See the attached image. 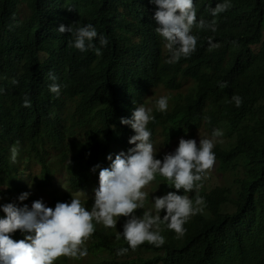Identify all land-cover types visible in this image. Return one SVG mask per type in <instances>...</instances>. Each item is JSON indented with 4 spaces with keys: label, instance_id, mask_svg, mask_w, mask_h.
Listing matches in <instances>:
<instances>
[{
    "label": "trees",
    "instance_id": "obj_1",
    "mask_svg": "<svg viewBox=\"0 0 264 264\" xmlns=\"http://www.w3.org/2000/svg\"><path fill=\"white\" fill-rule=\"evenodd\" d=\"M223 2L194 0L197 21H214L216 31L194 27L196 50L167 63L148 0H0V186L17 197L12 203L30 209L39 199L29 187L52 185L62 173L68 191L52 196L47 207L81 193L93 196L99 173L93 166L108 167L109 154L114 159L134 147L128 143L134 132L120 118H130L135 106L152 108L148 129L158 159L177 139L225 123L236 144L214 148V165L231 167V186L181 190L193 200L202 196L208 217L192 216L179 238L161 224L162 246L145 242L136 248H144V256L117 264H264V0H227L228 10L213 16ZM60 24L93 25L108 41L104 47L94 41L102 55L72 47L74 36L60 33ZM50 74L61 86L58 97L49 91ZM160 96L169 98L166 112L154 107ZM233 96L242 98L240 107ZM25 97L30 108L23 106ZM17 145L13 162L10 149ZM23 166L27 176L20 177ZM157 176L163 181L143 189L149 196L174 190ZM25 192L27 199L19 201ZM27 234L17 230L12 238ZM86 247V257L62 256L54 264H111L96 259L128 245L117 231L100 228Z\"/></svg>",
    "mask_w": 264,
    "mask_h": 264
},
{
    "label": "clouds",
    "instance_id": "obj_2",
    "mask_svg": "<svg viewBox=\"0 0 264 264\" xmlns=\"http://www.w3.org/2000/svg\"><path fill=\"white\" fill-rule=\"evenodd\" d=\"M148 2L155 6L152 19L156 24L155 33L161 38L169 54L167 63L178 62L181 57L187 58L196 50L197 36L192 34L194 27L216 31L214 21H197L194 0ZM229 7L227 0L218 3L211 10L212 15L224 12ZM57 30L72 34L74 40L70 42L71 46L80 52L94 49L99 56L102 52L94 41L98 40L101 47L108 43L107 38L99 35L91 24L75 29L71 24H60ZM209 44L212 48L217 47L211 40ZM49 79L53 81L49 85V91L58 97L61 86L54 82L56 77L53 74L49 75ZM16 83L18 81L13 80V84ZM220 87H227L226 82L220 83ZM168 99L167 96L156 99V111L166 112ZM232 101L237 107L243 103L239 96H233ZM23 106L31 107V101L27 97ZM154 120L152 108L143 104L134 107L130 118H120V124L129 126L134 132L128 140L134 147L129 148L127 153L116 154L114 159L109 154L106 157L111 161L108 167H101L99 164L93 166L91 171L99 169V173L98 187L93 190V196L89 195L91 205L89 201L80 199L79 195H73L70 202H56L54 207L45 205L50 201L48 197L44 202L33 201L30 209L28 205H0V211L4 213L0 218V264H54L62 256L81 259L88 254L86 241L100 228L117 231L118 236H122L127 242V248H120L115 252L117 256L137 251V247L145 242L162 246L165 237L161 234V224L175 232L178 238L182 237L186 232L184 225L192 216L203 212L206 202L200 195L193 200L188 195L181 194V190L189 193L201 186L206 173L214 166L213 149L223 132L214 129L211 137L199 138L198 143L195 139L181 137L174 151L165 153L162 159H158L151 140L152 133L148 129V124ZM10 152L11 159L15 162L19 154L18 145L13 146ZM157 175L168 181L174 190L158 197L149 196V193L143 191L152 181H163ZM68 182L69 178L66 184ZM52 186L53 184L35 188L43 190ZM27 192L16 194L19 196L18 200L27 199ZM151 197L154 211H144L142 215H137V210L143 209L144 202ZM121 217L125 221L123 225H117ZM17 230L28 234L23 239L14 240L12 234ZM129 249L134 251L127 253ZM123 262L126 261L116 260L111 264Z\"/></svg>",
    "mask_w": 264,
    "mask_h": 264
},
{
    "label": "rangeland",
    "instance_id": "obj_3",
    "mask_svg": "<svg viewBox=\"0 0 264 264\" xmlns=\"http://www.w3.org/2000/svg\"><path fill=\"white\" fill-rule=\"evenodd\" d=\"M23 12H26L25 9H22ZM186 90H189L187 88ZM218 129L222 130L223 136L218 138L215 147L214 148H222L225 150L232 149L236 144V136L234 131L225 123H223ZM214 129H208L206 132L202 133L200 130L188 134L187 136L183 137L184 139H195L197 143L199 142V138H209L211 137V133ZM180 139V138H179ZM179 139L174 141L173 143V151L178 146ZM231 167H223L219 164H215L212 169L208 172L206 177L201 182V186L193 190V192H200V193H210L217 188H229L230 182H231V176L229 174V170ZM20 177L27 176L26 172V166H23L21 169V172H19ZM68 180L67 173H62L58 176L57 183H53V186L47 189L43 190H37L35 187H29V192L34 193L39 200H42V202L45 201V198H52V196L57 195H63L68 191L66 182ZM232 193H236L235 190H231ZM79 195L80 199H83L85 201H91V197L86 194H77ZM158 197V196H157ZM17 197L15 195H11L9 193V188L7 186H0V205L12 203L14 199ZM145 206L143 209L137 210V215H142L144 211L153 210L154 211V202L152 198L150 200H147L144 202ZM225 212L231 213L233 212V209L230 207L224 208ZM203 215L208 217V213L204 209L203 212H201ZM162 214V213H161ZM4 216V213L0 211V218ZM125 221V218L121 217L119 218L117 225H123ZM146 253L145 249H139L137 251H134L132 253H129L127 255H120L117 256L115 253L111 254H104L99 256L96 261L97 262H115L118 261H126V262H133L137 257H142Z\"/></svg>",
    "mask_w": 264,
    "mask_h": 264
}]
</instances>
